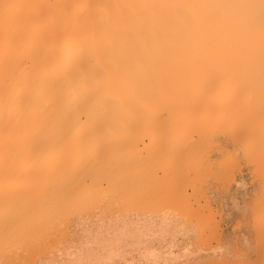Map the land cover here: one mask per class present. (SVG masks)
<instances>
[{
	"label": "bare ground",
	"instance_id": "obj_1",
	"mask_svg": "<svg viewBox=\"0 0 264 264\" xmlns=\"http://www.w3.org/2000/svg\"><path fill=\"white\" fill-rule=\"evenodd\" d=\"M176 124L178 125V127ZM211 124L213 127L216 125V128L217 125H219V129L221 128V131L224 130L223 127L231 130H226L230 132L229 134H227V138L233 141V143L234 141H243V143H245L248 141L247 139H249V142L247 143L249 146L250 141H252L254 138H257L258 142L255 139L256 141L253 140V143L251 144L252 146H256H250L247 147V149L250 153V157L251 155H253L252 152L255 153L256 151L258 153L257 155L255 154V157H259L258 154L261 153L262 149L259 152L258 147L264 143V0H0V180L3 179V181H1L2 186H0V200H5V203L3 201L1 205H7L9 203V200H7L6 197L10 199L12 196L13 198V194L10 192L11 188L6 189L10 185L7 181L9 179L14 178L15 181L16 179L21 181L20 177H25V181H18L19 183L24 182V184L22 183L21 185L18 183V186L20 185L19 187L17 186L16 181L15 187L18 188L12 186V184L14 185L13 179L12 181L9 180V182H13L10 186L13 187L14 192L17 191L15 192L17 197L13 198L14 200L11 198L12 200L10 201V203L14 201V206L16 207V210H18V203L21 202V199L19 198L28 196L25 191H22L25 190V184H28L26 185V188L29 187L31 189L30 191L32 192H30L29 190L28 191L29 193H32L31 195H33L34 191L37 193L40 187H42L41 181L40 187L35 184L34 187H30L32 183H34L33 180H35L36 183L38 176V179H40L43 175V177H48L49 175L51 177V173L53 172H56L55 175L60 173L62 175V171L65 173V171L74 170L73 172L70 171L72 173L69 172V174H72L70 175L72 176V181L75 173H79L80 175V172H77V170L81 171L82 175V170L84 169L85 171L83 174L85 178H89L87 176L88 174H90L91 178H95L94 176L96 175V173H99L101 170H103L101 169V160H103L104 155V158H106L107 154L109 155L110 153V156H112V158L110 157L108 159H112V161L110 160L109 162L107 160L106 162L108 164H106L105 162V164L103 163L104 169H107H105L106 172L105 170H103L104 174L102 173L103 171H101L99 173V175L102 173L101 176L98 177V174L96 175V178L99 179V182L97 179H95L94 181V179L91 178L90 181H87L89 182L88 185L90 184V186H86L87 191H89L91 188L94 189L95 187H97L98 191L95 190V188L94 191L91 189L92 191L90 190L88 193L84 188L85 194L88 195L90 193H93V196L94 194L98 196V194L103 191L102 189H104V191L108 190V192H113V195L109 196V200L114 199V202L118 201V203H121V201L123 200L122 203L124 205H121L122 203L120 204L121 206H123V208L126 206L130 208L132 206V203L134 204L136 201L138 205L139 197V201L141 199L142 204L144 203L145 205L149 206V208L151 209H148L149 211H153V213H147L149 211L142 213H133L130 210L119 209L112 214L100 212L94 217H79L75 220L74 226H72L74 227V231L71 230L73 231L72 236L69 239L66 238V240L59 242V244L57 243L58 245L56 244L51 252H49L45 256L39 257L35 264H176L180 262H185L186 264V262L189 263L194 259L197 260V258L204 260L202 264H212V262L214 261L209 260V258H214L215 260V257H217V259H220L219 262H222L220 264H228L225 263V259L230 254L231 247L228 240L221 241V244L214 247L212 246V248H208L206 246H203V244H200L203 243L206 238H208L210 242L211 237L212 240L216 237L215 235L212 236L214 230L209 229L211 228L212 224H209L210 227L208 224L205 225L207 220L210 221L211 218L215 219L213 218L215 212L213 213L207 206L206 211L208 212H205V214L207 216L210 215V217L202 215L204 213L201 212L205 207H202V211L200 207H197L198 210L200 209V213L197 209V211H195L194 209V207H196L198 203L195 204L194 207H192L195 212H193V210L192 212L188 210L192 213V215H190L191 213L189 212V215L193 216V219L194 217L196 218V222L197 220H199V218H202V222L203 220H206L203 222L205 224L200 221L202 224H200L201 227L199 226V230V227H196V225L193 223L194 221H189V217L185 220V217L179 214L180 212L177 213V211L174 210L176 207L178 209V206L174 207V209H171L170 211L165 209L168 208V199L170 198V196H172L175 190L177 191L178 189L179 192L177 191V193H174L176 194V196L171 198L172 201H174L175 199L173 200V198L176 197L177 199H179V195H182L181 192L186 193V190H181L189 186L190 182L187 181L190 178L188 179V177L192 176H188L189 174L187 171L190 170L189 167L192 168L191 173H193V169L197 166L198 168H195V173L197 170L200 171V169L202 168V166L200 167L201 164H198L199 162L196 164L193 158H199L201 154L197 153L205 152V148L208 149L207 146L209 142L206 144L207 139H204L206 137L204 136V133H206V127ZM169 125H171V128H168ZM182 125L184 126V128H182ZM200 125H207L206 127H204L205 129L203 130V132H201L202 127H200ZM196 126H198V128L200 127L199 130ZM179 127H181L182 130H185L182 131ZM191 127L193 129H190ZM188 128L192 131L194 130L193 133L198 135L195 136L193 134L195 140L193 139L192 131H190ZM196 130L198 134L196 133ZM153 131H156V133H154ZM177 131L178 134L180 133V136L176 134ZM152 132L154 133V135H152ZM165 132L166 134H164ZM167 133L169 134V136ZM208 133H206V135ZM150 134L153 137H148L150 138V140L146 138L147 140L143 142L144 137H147ZM185 134L188 135L187 138L183 136ZM189 134L191 135L189 136ZM202 134L204 135L202 136ZM209 134H211V131ZM171 136L172 138H174L173 142H171ZM182 136L183 138H186L184 139V142L189 138L191 143L188 144V146L190 145V147L188 148H191L193 145L192 150H198L196 152V156L191 159L188 158L189 161H192L194 163H190L191 166L189 165V161H186V158H184V156L186 155L179 156L178 162L180 163V165L179 163L177 164L176 161H173L176 159V157H174L175 155H173L171 152L175 151L177 148H180L182 146V143L184 145L182 146L183 149L181 148L179 149V151L177 150L178 154L182 150V152H185L187 150V148L184 150L185 143L181 141ZM155 137H158L159 139ZM165 137L167 138L168 143L171 142V145L173 146L172 150L168 148V143L166 142ZM242 137L245 138L243 139ZM191 138L193 141L191 140ZM241 138L243 140H241ZM161 139L162 141L158 142ZM199 140L201 142V145L199 144ZM260 140L263 142L261 143ZM151 141L152 143L156 144L152 145L150 143ZM178 141L181 146H179ZM142 142L143 144H141V147L139 146L138 149L134 150L133 145ZM193 142L195 144H193ZM145 143L147 144L145 145ZM217 143L218 142H216L215 144ZM61 144L63 146L67 144L71 147L67 145L64 147H60ZM162 144L165 146H163ZM204 144H206L207 146H205ZM153 146H155L156 149L152 150V148H155ZM194 146L196 147L194 148ZM198 146L199 148L201 146L204 151L199 149ZM263 146L264 144L262 145V147ZM46 147H48L52 151ZM73 147L75 148L73 149ZM82 147L84 149H82ZM131 147L133 148V150ZM42 148H46L50 152H45L46 149L43 150ZM54 148L56 150L58 149L57 151H59L60 155L56 153L57 156L55 157L54 155L53 157L52 155L49 156L48 153H52L53 150L54 153L56 152ZM86 148L87 151L85 150ZM145 148L150 149L152 153L154 151V154H150V150L145 151ZM40 149L42 153L46 155L42 154ZM70 149H72V151ZM79 149L86 151L84 154H80L82 156L84 155L85 158L89 157L91 160V164L93 162L92 158H94L93 160L96 162V164L98 163L97 159L99 158L100 162L97 165L94 162L93 164L95 165L93 166L92 164V166H90V163L87 164V162H89V158L86 159L88 160L86 162L84 160L85 158H83L79 154ZM139 149L140 151L143 149L144 152H146L145 155L147 154V157H143L144 153L140 154ZM68 150H70L73 155ZM131 150L133 151L132 153ZM224 150L225 155L228 154L227 150ZM167 151H170V156L167 155L169 154ZM77 152L78 157L80 155L83 158L81 162L84 161L85 164H87L86 166L84 164L85 168L82 166L83 164H81V166L79 164L77 165L76 162H80L79 160L77 161L78 158H76L75 155V153ZM88 152L90 153L89 156ZM129 152L131 155L135 156V159L137 158L138 162L133 158V156H131L130 154V156L128 155ZM69 153L71 154V156ZM86 153L87 156H85ZM94 153L98 157L95 156ZM61 154H66L67 159L69 157L70 159H68V161H65L67 160L65 158L66 156H61ZM92 155L94 157H92ZM113 155L115 158L113 157ZM126 155L130 157H127L128 159H132L128 161V165H125V161L127 160V158H125ZM152 155L153 157L155 155V157H157V160H159V162L157 161V164L159 166L155 164L156 159L155 157L153 158ZM160 155L169 156L165 157L166 160L170 159L171 161L172 158V161H169L171 164L169 163V165H167L168 163H165V161L163 160L164 156L160 157ZM46 156H49V158H54V160H51V158L49 159L50 162H54H47L49 160ZM99 156H101L102 159ZM148 156L152 158L149 160V163H151L153 166L148 163ZM172 156L174 157V159ZM255 157L254 161L251 162H255L257 160L259 162L258 164V162L256 161L258 166L264 164L263 162L260 165L262 159L259 158L263 157L262 154L259 158L257 157V159ZM45 158H47L46 161L44 160ZM123 158H125L126 160ZM144 158L145 161L147 158V162L143 161ZM38 159L41 160L38 161ZM72 159L73 161H76L75 164H73L74 162L72 161ZM138 159H141V161H139ZM160 159H162L164 162ZM229 159L223 161V164L225 166L223 164L221 165V162H217L219 163V165H217L219 166L220 170H224V167L226 170H228V168L226 167L232 165L230 163H226L227 161L230 162ZM69 160H71V163L69 162ZM113 160L114 164H112ZM115 160L118 161L115 162ZM220 160L222 161L223 158L221 157L219 161ZM57 161H59V163ZM119 161L122 163L121 165L120 163L116 164ZM151 161H153L154 163ZM132 162L134 164H132ZM142 162H144V164ZM233 162L235 164L236 161L234 160ZM65 163H70V167H68V165ZM110 163L112 164V167L111 165H109ZM131 164L132 167H130ZM136 164H139V166L142 167H138L140 169L135 168L134 165ZM182 164H184L185 166H182ZM192 164L195 166L192 167ZM257 164H255L256 170L259 169ZM98 165L100 166L98 167ZM106 165L108 167L110 166L109 169ZM147 165H150L152 167H150L149 169ZM166 165L168 167H164ZM177 165L181 167V170L179 169L180 167L178 168L179 171L178 169H176ZM128 166L132 169L135 168L134 170H131L139 173L137 175L138 180L135 178L137 181L142 179L145 180V178L142 177L145 176V174L150 175H146V178L148 179H146V182L150 180L153 181L155 176L158 177V179H156L157 177H155V180L158 182L156 183L155 180L154 182L150 181V183L148 182L149 186L142 180L144 183H146L147 191L149 193L146 191L143 182V184L141 182L138 183L137 181H135V179L132 178L131 182L133 184L129 181L130 169L127 168ZM160 166L161 168L164 167L166 170L163 171L164 169H160ZM186 166V169H189L187 171L185 170ZM94 167L95 170L97 169V171L99 172H95ZM125 167L128 169L129 175L128 177H126L127 173L123 171L125 173V177L122 176V178L121 175L124 174L122 173V170L126 169ZM182 167L186 171V174L183 172L184 170H182ZM111 169H117L118 171L119 169L122 170L119 173L116 170L114 171V173L112 172L113 170L111 171ZM143 169L146 171H144ZM159 169L162 171V173L159 174L161 175V177L155 174ZM90 170L91 173L95 172V175L91 176L92 174L89 173ZM139 171L142 173L141 175ZM147 171L150 172L147 173ZM152 171H154L155 173L153 172L154 174H152ZM180 171L181 175L179 176L181 180L178 178L179 176L175 177L177 180H173L174 176L178 175ZM164 172L166 175L164 174ZM167 172L170 174L168 175ZM215 172H217L218 176L219 174L220 176L229 174L227 173L228 171L225 172V170L222 171V173L225 172L227 174H222L217 170L214 171V173ZM110 173H122L120 176L117 175L118 179H121L120 181L122 182L117 180L116 175H111ZM131 173V177L133 174V177L136 176L135 172ZM195 173L193 175H196V177H203V173L197 172L199 175ZM7 174H10V176ZM106 174L109 177L113 176L110 177V179H113L114 181L109 180V177ZM171 174L172 176L174 174L175 175L171 177ZM182 174H185V179L187 177L186 181L183 180L184 178ZM258 174H260L257 175L259 177L263 176L261 171ZM15 175L18 176H16L15 178ZM64 175L67 176V172ZM77 175L78 174H76V176ZM104 176L106 178H104ZM165 176H168L169 179L171 178L172 181H169V179L166 177L168 179V183L170 182V185L173 183V181L175 182V180L178 182H175L174 184L180 182L182 187L186 185L185 182L188 184L183 188L179 186L180 184L177 185L178 187L176 188H174L175 185L172 184L173 187L172 185L171 187L173 189H171L170 185H168L167 188L165 187L167 185V179L165 178ZM27 177L28 180L32 179V181H28ZM100 177L102 178V180H108L104 181L105 185V182H107L106 186H101L100 181L102 180ZM151 177L153 179H151ZM159 177L161 179H159ZM51 178L54 179L53 177ZM78 178L80 179L81 176L77 177V179ZM124 178L129 180H123ZM84 179H81V181H77L80 183L82 182V180L84 181ZM44 180L46 181V179ZM48 180L49 178L46 181L47 183ZM69 180L70 179H68L67 181L69 182ZM91 180L93 181L91 182ZM115 180L119 183L117 184ZM133 180L137 184H142L141 186L144 187L140 188L143 189H137L139 185L137 186L135 183V185L137 186L136 188ZM160 180L163 181L159 183ZM71 181L70 184L72 183ZM77 181L76 183L73 182L71 184V187L73 184L76 185ZM109 181H111V184H109ZM192 181L190 185H193ZM233 181L231 190L226 193L225 196L219 199V204L224 205L228 208V211L224 214L227 219H231L234 214L240 216V220H237L238 225L236 226V229H239L241 225L244 226L243 232L238 239L239 244L241 246H244L249 242V236L245 229H249L250 223L247 221H243V218L246 217L247 205L244 203L242 205L240 204L239 193L242 198L243 196H245L247 182L242 178ZM4 182L7 183L4 184ZM29 182L31 183V185ZM52 182L55 183L54 180ZM68 182H65V184H68V187L65 189L66 194L67 191L72 189H70V184ZM163 182L165 184H162ZM84 183L83 184L86 185V182ZM97 183H99L100 185ZM124 183L126 185H129L130 183V186L127 185V187ZM151 183H154V185ZM155 183L158 184V187L160 188H158ZM150 184L152 186H150ZM160 184H162L163 186L165 185V189L161 188L163 186H160ZM22 185L23 187L21 188ZM56 185H48V187L53 188L56 187ZM60 185V187L59 185L57 187H62L64 190L65 185ZM92 185L96 186L93 187ZM113 185L115 186V188L113 187ZM123 185L126 187H124L125 190H123ZM131 185H134L132 186L133 188H135L134 190L131 188ZM110 186L113 188H111ZM76 187H79L78 184ZM98 187L99 189H101V191L98 189ZM32 188H35V190H32ZM59 188L58 190H61ZM80 189L79 194L81 191H83ZM109 189H112V191H110ZM130 189L132 190V192L130 191ZM136 189L137 191H135ZM160 189H164V192H170V194L166 192L167 195L170 196H165L168 197V201L165 204H161L162 206L160 205V203H162L163 201L160 202L162 198L160 196L165 193ZM189 189H191V186L189 187ZM150 190H152L156 194V196H154L156 198H153V196L150 195L153 194V192ZM5 191H7V193ZM156 191L158 194L156 193ZM160 191L161 193H159ZM8 192L12 195L8 194ZM21 192H23L22 194L24 195H22ZM108 192L105 191V193ZM253 192L256 193L255 189H253ZM72 193L73 192H69L68 195H72ZM101 193L103 197L106 196L104 192ZM130 193H133L131 194V196L129 195L130 197L136 194L138 196H136L137 199H133L135 196L132 198L133 200L130 199V197L128 196V194ZM212 193L214 194V192ZM20 194L21 196H19ZM43 194L41 195L43 196ZM55 194L57 193L54 192V196ZM85 194L82 195L81 200L84 199L83 197L85 196ZM147 194L151 197H148ZM190 194L193 197L194 193ZM48 195L49 193H47V196ZM58 195L56 196L57 199ZM64 195L65 194H63V196ZM157 195L160 196L158 197ZM185 195L183 194L184 197H188L187 194ZM88 196H90L88 198H91L92 194ZM96 196L93 197V200L89 199L91 200V204L93 203V205H95V202L92 201H94ZM124 197L128 199L126 204L124 201L126 199ZM144 197H147V199H145ZM184 197L181 196L182 199L186 200V198ZM261 197L263 196L261 195ZM17 198L19 202L16 200ZM40 198L41 200H46V198L48 199V197H39V200ZM49 198L50 199L47 200V202L51 200V197ZM64 198H67V195ZM143 198L147 202L149 201V203L147 204L146 201L145 203ZM195 198L197 199V196ZM23 199L24 198H22V201ZM78 199L79 197L75 200L77 201ZM180 199L178 200V202L180 201ZM6 200L8 201V203L6 202ZM15 200L18 202L17 205H15ZM89 200H87L86 203L90 202ZM107 200L108 198L106 199V201ZM26 201L27 203L29 202V200ZM53 201H51L52 207L53 204H57V202L53 203ZM188 201L189 200L183 201L184 203L180 201V203L183 204L182 207H184L185 202ZM259 201L261 202L262 200L259 199ZM150 202L151 205H155L156 207H164L165 205L166 207L163 208V210L165 209L166 211L164 210L163 212H161L162 210L160 209V213L154 212V206L151 207ZM155 202H158L157 204L159 205H157ZM24 203H22L21 205H23ZM42 203L45 202H43L42 200L40 205ZM75 203L73 202V209ZM174 203L177 204V202ZM28 204L30 206V203ZM103 204L104 206H107L105 205L106 203ZM1 205V208H5L4 205ZM137 205H135L137 208L140 207L139 205ZM145 205H141V207ZM263 205L259 206V209ZM46 206L47 205H45V207ZM84 206L85 205H83L82 207ZM7 207H9V205H7ZM22 207L24 208V206ZM82 207H80V209ZM23 208L21 209V211L19 208L18 212L24 211ZM32 208L33 205L32 207L28 208V210H32ZM50 208L51 207L49 206V208L47 209ZM54 208H56V206ZM185 208L188 209L187 207ZM34 209L37 210V207H34ZM59 209L55 210L57 211ZM259 209H257L258 211L256 210L257 213L254 212L253 217L256 216L255 214H258V212H260ZM30 210H25L24 213L27 211V214L23 213L24 217L20 216V218H27L29 214H31L32 217H36V215L39 214L38 212V214H35L36 212L34 211L36 210H32V215ZM209 211L212 214H209ZM261 211L262 213L264 212V210ZM18 212L16 211L17 216H15V218L18 217ZM66 212L68 211H65V213ZM0 213L3 214V212ZM262 213H259L260 216H257L258 220H261L260 218ZM20 214L22 215V213ZM46 214L47 213L42 212L40 215L46 217ZM56 214H58V211ZM193 214L196 215L194 216ZM218 214L219 213H217V215ZM211 215L213 216L211 217ZM3 217L0 218V222L4 227H1L4 229H8V227H5L6 224L3 223L5 222L2 220ZM40 217L42 216H39L38 218ZM197 217L199 218L197 219ZM46 219H48L49 221L51 220L50 222H52L51 218L49 219V217H46ZM56 219L58 220V218ZM255 219L256 218H254V220ZM24 220L26 221V219H23V221ZM34 220H32V222L31 220H29V223L31 222V224H33ZM39 220L37 219L36 221ZM59 220L63 221L64 219L62 220L60 218ZM215 220H212V222H214ZM15 221L16 220L14 219L12 222L16 225L17 222L15 223ZM40 222L41 221H39V223ZM256 222L255 224H253V226L257 229ZM261 222L262 221H260V223ZM8 223L10 229L5 230H7L8 232L11 230L12 233L16 231L17 233L15 232V235H18L20 232V234L22 235L19 234L18 236L20 237L16 236L18 237V239H23V237H25V234L29 235L30 232V236L25 237L23 240H20L22 244L23 241L25 242L26 238L31 237V231H33V228H35L34 226L32 227L31 224H28V226H26L25 223L20 222L21 224L18 223L19 225L27 227L25 230L27 232L24 231L25 228L19 226H17V228H19L17 231V229H11L12 227L15 228V225H13V223H11L13 226L9 221ZM37 223L35 225H37ZM62 223H64V221ZM44 224H46V228L45 225H40L38 229H41L39 230L35 228V235H33L34 233L32 232L33 237H35L36 235L40 237V233L42 232L46 233V236L44 235V233L43 236L47 237L48 232H46L45 230L47 229V223L44 222ZM43 227L45 229H43ZM20 228L23 229V233L21 232ZM4 229H0L2 230L0 231V235L2 234V238L8 241L9 236H12V238L15 237L14 234L8 235V233H6V235H8L7 238H5L6 236L3 237V233L5 234ZM52 229L54 230L55 228ZM203 229H207V232L210 230V233L212 232V234H210L209 232V234H204L202 232ZM57 230L58 229H56L55 232ZM259 231L261 230H257V240L263 246L264 243L262 242H264V239L261 236L263 231L258 233ZM198 232H202L204 236L201 235L200 237V233ZM50 235L51 234H49V236ZM52 235H54V233ZM210 235L211 237H209ZM43 236H41V239L47 240L46 238L43 239ZM192 237L193 239H195L191 240L193 242L190 241ZM203 237H205V239ZM200 238H203L204 240L202 239L203 241L200 242ZM33 239L36 240L35 238ZM217 239L218 237L216 238V240ZM12 240L11 242L13 243ZM216 240L213 241H215L216 243ZM29 241L26 240L25 243L30 244L33 242ZM52 241L53 238L49 241V243H52ZM4 242H2V244H4ZM11 242L10 244H12ZM54 242H56V239ZM260 243L258 244L261 246ZM24 244L23 248L26 247V244ZM28 244L27 247H29ZM38 244L35 247H37ZM44 245L38 246L39 253L43 251L40 248ZM15 246H17V244ZM17 247L18 249L21 248L19 246ZM15 249L18 253L19 250L17 248ZM262 249L264 251V248ZM24 250L25 251L22 250V252L26 253L27 248ZM28 250H30V253H28V255L24 253L27 259L24 258L25 256L23 257L27 261V264L31 262L29 260L34 259V257L30 256H35L37 254V251L36 249L34 251V248L33 251L30 248ZM235 251L236 253H241V251H237L236 248L234 252ZM13 252L14 250L12 249V252L10 253L11 257ZM22 252L18 254L19 256L16 254V260L14 258L13 259L15 261L19 260V258L22 257L21 255H23L21 254ZM0 254V256H2L3 254H5V252ZM5 255H7V253ZM14 255L15 254H13V256ZM9 256L10 255H7L6 258H4L5 256H2V260H9L10 263ZM7 257L9 259H7ZM23 258L22 262L24 261ZM11 263L13 264V261ZM17 263L18 261L16 262V264ZM26 263L24 261V263L21 264ZM247 264L251 263L248 262Z\"/></svg>",
	"mask_w": 264,
	"mask_h": 264
},
{
	"label": "rangeland",
	"instance_id": "obj_2",
	"mask_svg": "<svg viewBox=\"0 0 264 264\" xmlns=\"http://www.w3.org/2000/svg\"><path fill=\"white\" fill-rule=\"evenodd\" d=\"M171 124H172V123H171ZM174 124H175V123H174ZM176 125H177V124H176ZM179 125H180V124H179ZM185 125H186V124H185ZM187 125H188V124H187ZM182 126H183V125H182ZM188 126H189V125H188ZM206 126H207V125H205V126H204V125H203V126L200 125V127H202L201 132H203V130L205 129L204 127H206ZM177 127H178V125H177ZM192 127H195V126H192ZM192 127H191L190 129H193ZM196 127L198 128V126H196ZM200 127H199V128H200ZM209 127H210L211 129H210ZM214 127H215V128H214ZM214 127L212 126V124L206 127V130H205L206 133H208V132L210 133V131H211V134H209V133H208L209 135L207 134L208 136L206 135V133H204L205 135L202 134V136L204 135V136L207 137V138H206V137L204 138V139H207L206 144H207L208 142H209V144H208V146H207L206 144H204L205 146L208 147V149L205 148V149H206L205 152H198V153H197V154H199V153L201 154V156H199V158H198V157L193 158L194 156H196V152H197L198 150H192V148H193V145H192V144H191L192 147H191V148H188V147H190V145L188 146V144L191 143L190 140H189V138H188L189 141L187 140V141L184 142V139H186L187 136H188V135H186V134L183 135V136L186 137V138H183V136H182L181 141H183V142L185 143L184 150H185L186 148H187V150H186L185 152H182L183 150H182V151L180 150L181 152H179V154H178L179 149H181V148L183 149L182 146H184L182 142H181V143H182V146L180 145V143H179L180 140L178 139V140H179V141H178L179 146H181V147H180V148H177V149L175 148L176 150L171 152L173 155H175L174 157H176V159L173 160V161H174V162L176 161L177 164L179 163V162H178V160H179V156H184V155H186V156H184V158H186V161L188 160V158H190V159L193 158V159L195 160L196 164L199 162L198 164H201L200 167L202 166V168H201L202 171H201V169H200V171L197 170L196 173H195V172H194V171H195V168H198V166L196 165L197 167H195V168L193 169V173H191V172H192V168L189 167V165H190V163H193V162L188 160V161H189V165H188V167L190 168L191 171H190L189 169H186L187 166L185 167V170H186V171L189 170V171H187L188 174H189L188 176L192 175V176L188 177V179H189V178H190V179H189L187 182H190V183H191V181L193 180V181H192V182H193V185H190V183H189V186H187L188 183L185 182L186 185L183 186V187H186V186H187V187L184 188V189H182L181 191L186 190V191H185L186 193H183V192L180 191V192L182 193V195H179L180 193H179L178 195H179L180 198H181V196L184 197L183 194H184V195L187 194L188 197H184V198H186V200H184V199H182V198H181L182 200H181L180 198H179V199H180V201H181L182 203H184L183 201H187V200H189V201H188V202H185L184 207H182L183 204L180 203V201L178 202L179 199H177V197H176V198H173V200H174V199H175V200L172 201L171 198L176 196V194H174V193H175V192L177 193L178 189H177V191L175 190L174 193L172 192V191H174V190L171 191V192L173 193L172 196L167 195L168 192H167V191H166L167 193L164 192V189H165L164 186H165V185L163 186L162 184H165V183L163 182L162 184H160V186H163V187H161V188H164V189H160V190H162L165 194H162L161 196L159 195L160 197H162L160 202L163 201L162 203H160V205H161V204H165V203L169 200L168 203H167V207H168V208H165V207H166L165 205H164V207L157 206V207H158V210H157V207H156L155 205H151V202H150V206H151V207L154 206V207H153V209H155L154 212H158V213H160V211H159L160 209L162 210L161 212H163L165 209L170 211L171 209L173 210L174 207L178 206V209H177V207H176L174 210L177 211V213L180 212L179 214H180L181 216L185 217V218H184L185 220L189 217V221H191V222L194 221L193 223L196 225V227H199L200 224H202V223H203L204 221H206V220H203V222H202V221H201L202 218L197 217V219L199 218V220H197V222H196V220H195L196 218L194 217V219H193V216H190V215H192V213H191L192 210H193L192 207H194V205L198 203V204H197L198 206L196 205V207H194L195 211H197L199 207L201 208V211H202V209H203L202 207H205V208L203 209L202 212L200 211V209H199L198 211H199V213H200V212H201V213H204V214H202V215H206L205 212H208V211H206V210H207L206 207L208 206L209 209H210L213 213L215 212V213H214L215 215H214L213 218H215L216 220H215V219H212V218H211V219L209 218L210 221L207 220V221H206V224H205V223H203V224H205V225H207V224H208V225H209V224H212L211 228H209L210 225H209L208 228L211 229V230H214V231H213V234H212V232L210 233V230H209L208 232H209L210 234H212V236H213V235L216 236L215 239H213V240H216L217 237H218V239L216 240V243H215V241L212 240V237H211V235H210V236H209V237H211V238H210V239H211L210 242H209V239H208V238H206V240H204L205 237H203L204 239L202 238L204 241L200 238V239H201L200 242L203 241V243H200L199 241H198V242H199L201 245L203 244V246H206V247H208V248H212V246L214 247V246H217V245L221 244V243H222L221 241H227V240H228L229 243H230V245H231V247H230V254H229V256L225 259V261H226L225 263H228V264H247V263L249 262V263H251V264H257V263L259 262L260 264H264V251H263V249H262V248H264V247H263L264 245L262 246V244H261L260 242H258V240H257V239H258L257 230H261V231H259L258 233H260V232H262V231L264 232V229H263V225H264V218H263L264 216H263V215H264V212L262 213V211H261V210H264V209H263V207H264V205H263V204H264V173H263V171H264V170H263V169H264V167H263L264 164L261 165V164L264 162V146L262 147V145H263L264 143L261 144V145L259 144L261 147H260V146L258 147L259 152H260V150L262 149V150H261V153H259L258 155H259V157H260L261 154H262L263 157L259 158V157L257 156L259 159H262V162H260V165L262 166V167H261V166H258L259 162H258L257 160H256V161L258 162V164H257L256 161H255V162H251V161H254L255 154L257 155L258 152H257V151L255 152V149H254V152H255V153L252 152V154L254 155V157H253V155H251V157H250V153L248 152V149H247V147L252 146V145H251V144L253 143L252 141L255 140V139L257 140V138H254L252 141H250V145H249V146H248V144H247V143L249 142V139H247L248 141L245 142V143H243V141H240V142H239V141H234V143H233V141H231V140H229V139L227 138V134H229V133H230L229 131H231V130H229L228 128H224V127H223L224 130L221 131V128L219 129V125H217V128H216V125H215ZM220 127H222V126H220ZM168 128H171V125H169ZM173 128H174V127H173ZM179 128H181V127H179ZM182 128H184V126H183ZM182 128H181V130H182ZM197 128H196V129H197ZM199 128H198V130H199ZM207 128H208V129H207ZM163 129H164V128H163ZM188 129H189V128H188ZM190 129H189V130H190ZM227 129H228L229 131H226ZM156 130H157V129H156ZM172 130H173V129H172ZM175 130H176V129H175ZM184 130H185V129H184ZM184 130H182V131H184ZM189 130H188V132H189ZM207 130H208V132H207ZM158 131H159V130H158ZM160 131H161V130H160ZM164 131H165V130H164ZM169 131H171V130H169ZM190 131H192V130H190ZM193 131H194V130H193ZM193 131H192V136H193V139L195 140L194 135H195V136H198V135H196L195 133H193ZM212 131H213V133H212ZM217 131L220 132V133H218ZM153 132H154V131H153ZM153 132H152V133H153ZM162 132H163V131H162ZM185 132H186V131H185ZM152 133H151V134H152ZM154 133H156V131H155ZM154 133H153L152 135H154ZM158 133H159V132H158ZM181 133H182V132H181ZM183 133H184V132H183ZM196 133H197V130H196ZM151 134H150V135H151ZM164 134H166V132H165ZM167 134H168V133H167ZM176 134H178V131L176 132ZM193 134H194V135H193ZM197 134H198V133H197ZM150 135H148V136L145 135V136H147V137H144V139H143L144 141H143V142H145V141L147 140L146 138H148V137H153L152 135H151V136H150ZM157 135H158V134H157ZM157 135H155V136H157ZM174 135H175V133H174ZM178 135L180 136V133H179ZM190 135H191V134H189V136H190ZM159 136H160V135H159ZM168 136H169V134H168ZM200 136H201V135H200ZM202 136H201V137H202ZM247 137H249V136H247ZM155 138H158V137H155ZM163 138H164V137H163ZM165 138H166V137H165ZM180 138H181V137H180ZM242 138H243V137H242ZM242 138H241V140H243L245 137H244L243 139H242ZM148 139L150 140V138H148ZM152 139H153V138H152ZM152 139H151V140H152ZM158 139H159V138H158ZM171 139H172L171 142H173L174 138H172V136H171ZM175 139H176V138H175ZM198 139H199V138H198ZM201 139H202V138H201ZM250 139H252V138H250ZM260 139H262V138H260ZM176 140H177V139H176ZM191 140H192V138H191ZM256 140H255V141H256ZM153 141H154V140H153ZM161 141H162V139H161L160 141H158V142H161ZM167 141H168V140H167V138H166V142H167ZM192 141H193V140H192ZM201 141H203V140H201ZM210 141H211V142H210ZM260 141H261V140H260ZM143 142H142V143H136L135 145L132 144L134 150L138 149L139 146L141 147V144H143ZM154 142H155V141H154ZM164 142H165V141H164ZM171 142H170V143L167 142V143H168V148L172 150L173 146L171 145ZM199 142H200V140H199ZM204 142H205V141H204ZM216 142H218V143L215 144ZM257 142H258V140H257ZM262 142H263V141H261V143H262ZM150 143H151L152 145H153V144H154V145L156 144V143H152V141H151ZM162 143H163V142H162ZM174 143H176V142H174ZM254 143H255V142H254ZM137 144H138V145H137ZM146 144H147V143H145V145H146ZM165 144H166V143H165ZM193 144H195V143L193 142ZM199 144L201 145V142H200ZM66 145H67V144H66ZM66 145H64V146H66ZM160 145H161V143H160ZM162 145H163V144H162ZM166 145H167V144H166ZM173 145H174V144H173ZM197 145H198V144H197ZM64 146H63L62 144L60 145V147H64ZM67 146H70V145H67ZM150 146H151V145H150ZM157 146H158V145H157ZM163 146H165V145H163ZM175 146H176V145H175ZM202 146H203V145H202ZM244 146H246V147H244ZM254 146H256V145H254ZM254 146H252V147H254ZM70 147H71V146H70ZM75 147H78V146H75ZM75 147H73V149H74ZM83 147H84V146H83ZM83 147H82V149H84ZM142 147H143V146H142ZM151 147H152V146H151ZM153 147H155V146H153ZM176 147H177V146H176ZM195 147H196V146H194V148H195ZM46 148H48V147H46ZM46 148H45V149H46ZM131 148H132V147H131ZM133 148H132V150H133ZM159 148H161V147H159ZM198 148H199V146H198ZM203 148H204V147H203ZM217 148H219V149H217ZM42 149H43V148H42ZM45 149H43V150H45ZM48 149H49V148H48ZM48 149H46L45 152L51 150V149H49V150H48ZM54 149H55V148H54ZM61 149H62V148H61ZM64 149H65V148H64ZM80 149H81V148H80ZM80 149H79V150H80ZM140 149H141V148H140ZM140 149H139L140 154H143V153H144L143 157H144V156L147 157V156H146L147 154L145 155L146 152H144L143 149L140 151ZM145 149H146L145 151L150 150V149H148V148H145ZM153 149H156V147H155V148H152V150H153ZM163 149H164V148H163ZM169 149H168V150H169ZM199 149L203 150V149L201 148V146H200ZM224 149L227 150V153H228V154H226L227 156L225 155V150H224ZM252 149H253V148H252ZM258 149H257V150H258ZM57 150H58V149H57ZM57 150L55 149V151H56L55 153H54V150H53V152H52L53 154H52V153H48L49 156H51V155H52V157H53V155H54V157L57 156L56 153L59 154V151H57ZM70 150L72 151V149H70ZM70 150H68V151H70ZM79 150H78L79 154H80V153L84 154V153L87 151V148L85 149L86 151H85V150H80V151H79ZM132 150H131V153L133 152ZM161 150H162V149H161ZM173 150H174V149H173ZM177 150H178V151H177ZM40 151H41V149H40ZM51 151H52V150H51ZM61 151H63V150H61ZM64 151H65V150H64ZM71 151H70V153L72 154ZM76 151H77V150H76ZM83 151H84V152H83ZM163 151H164V150H163ZM163 151H162V152H163ZM203 151H204V150H203ZM43 152H44V151H43ZM49 152H50V151H49ZM78 152L75 153V155H76V158H78L77 161L79 160V161L81 162V160H83V158H85V157H84V155L82 156V155L80 154V155L83 157V158H82V157L79 155V157L81 158V159H80V158L78 157ZM89 152H90V150H89ZM89 152H88V156H89V154H90ZM136 152H137V151H136ZM139 152H138V153H139ZM149 152H151V150H150ZM167 152H168V151H167ZM167 152H166V153H167ZM169 152H170V151H169ZM169 152H168V153H169ZM207 152H208V153H207ZM41 153H42V151H41ZM62 153H63V152H62ZM66 153H68V152H66ZM70 153H69V154H70ZM91 153H92V151H91ZM158 153H159V152H158ZM158 153H157V154H158ZM164 153H165V152H164ZM171 153H169V154H167V155L170 156ZM12 154H13V152H12ZM42 154H44V153H42ZM71 154H70V156H71ZM94 154H95V153H94ZM94 154H93V155H94ZM102 154H103V153H102ZM105 154H106V153H105ZM111 154H113V153H111ZM129 154H130V152L128 153V155H129ZM133 154H134V153H133ZM140 154H139V157H140ZM150 154H154V151H153V153L151 152ZM155 154H156V153H155ZM44 155H46V154H44ZM59 155H60V154H59ZM64 155L66 156V154H63V155L61 154V156H64ZM72 155H73V154H72ZM93 155H92V157H94ZM130 155H131V154H130ZM130 155H129V156H130ZM135 155H136V153H135ZM165 155H166V154H165ZM165 155H163V156H164V159H163V160L165 161V163H168L167 165H169V163L172 161V158H171V161H170V159H169V160H166L165 157H169V156H165ZM49 156H46V157H48V160H49L50 158H51V160H52V159L54 160V158H52V157L49 158ZM61 156H59V157H61ZM85 156H87V153L85 154ZM95 156H97V155L95 154ZM108 156H109V157H108ZM123 156H124V155H123ZM129 156L126 155L125 158H127V157L130 158ZM131 156H133V155H131ZM137 156H138V155H137ZM141 156H142V155H141ZM150 156H151V155H150ZM156 156H158V155H156ZM163 156L160 155V157H163ZM187 156H188V157H187ZM189 156H190V157H189ZM228 156H229V157H228ZM74 157H75V156H74ZM90 157H91V155H90ZM97 157H98V156H97ZM99 157H101V156H99ZM104 157H105V155H104ZM104 157H103V160H101V162H102V163H101V164H102V165H101V169H103V170L106 169V168L104 169L103 163L105 162L106 164H108V163L106 162L107 160H108L109 162H110V160L112 161V159H108V158H110V157L112 158V156H110V153H109V155L107 154L106 158H104ZM113 157H114V155H113ZM143 157H141V158H143ZM148 157H149V156H148ZM152 157H153V155H152ZM154 157H155V155H154ZM154 157H153V158H154ZM172 157H173V156H172ZM174 157H173V159H174ZM200 157H201V158H200ZM221 157L223 158V160H222V161H221V160L219 161V159H220ZM225 157H226V158H225ZM227 157H228V158H227ZM257 157H255V158L257 159ZM57 158H58V157H57ZM57 158H55V159H57ZM65 158L67 159V156H66ZM76 158H74V159H76ZM88 158H89V157H88ZM88 158H85L84 160H85L86 162L89 160V162H87V164L90 163V166H92V164L95 162V161L93 160L94 158H92V161H93L92 164H91V162H90V161H91L90 158H89V159H88ZM114 158H115V157H114ZM125 158H123V159H125ZM128 158H127V160L125 159V160H126V161H125L126 164L123 162L125 165H128V164H127L128 161H129V160H132V159H128ZM131 158H132V157H131ZM133 158L135 159V156H133ZM182 158H183V157H182ZM224 158H225V159H224ZM229 158H230V159H229ZM252 158H253V160H252ZM59 159H60V158H59ZM59 159H58V160H59ZM63 159H64V157H63ZM68 159H70V157H69ZM68 159L65 160V161H68ZM86 159H88V160H86ZM95 159H96V158H95ZM101 159H102V157H101ZM105 159H106V160H105ZM134 159H133V161H134ZM150 159H152V158L149 157V159H148V163H149V160H150ZM155 159H156V163H155V164H157V163L159 162V160H157V157H155ZM180 159H181V158H180ZM227 159H229L230 162H229V161H227V162L225 161V162H226V163H230V164H232V165H229V166H227V164H226V166H227L226 168H228V170L225 169V167H224L225 165L223 164V161H224V160H227ZM259 159H258V160H259ZM39 160H41V159H38V161H39ZM44 160L46 161L47 158H45ZM60 160H61V159H60ZM60 160H59V161H60ZM97 160H98V161H97ZM97 160H96V161L99 163V162H100V158L97 159ZM104 160H105V161H104ZM120 160H121V159H120ZM135 160L137 161V158H136ZM138 160H139V159H138ZM142 160H143V159H142ZM160 160L163 161L162 159H160ZM194 160H193V161H194ZM199 160H200V161H199ZM234 160L236 161L235 164H234V162H233ZM36 161H37V160H36ZM59 161H57V162L59 163ZM65 161H64V162H65ZM72 161H73V159H72ZM117 161H118V160H117ZM117 161L115 160V162H117ZM121 161H122V160H121ZM139 161H141V159H140ZM143 161H145V158H144ZM153 161H154V160H153ZM153 161H151V162H153ZM157 161H158V162H157ZM161 161H160V162H161ZM164 161H163V162H164ZM167 161H168V162H167ZM169 161H170V162H169ZM186 161H185V162H186ZM47 162L52 163V162H54V161H51V162H50V160H49V161H47ZM55 162H56V161H55ZM61 162H62V161H61ZM61 162H60V164H61ZM69 162L71 163V160H69ZM73 162H74L73 164H75L76 161L74 160ZM80 162H79V163L76 162L77 165L79 164V165L81 166V164H83L82 166L84 167L85 162H84V161H82V162H84V163H82V162L80 163ZM130 162H131V161H130ZM137 162H138V161H137ZM137 162H135V163H137ZM145 162H147V158H146V161H145ZM163 162H162V163H163ZM181 162H182V161H181ZM183 162H184V161H183ZM217 162H221L220 164H221V165H222V164L224 165V166H223V167H224L223 169L225 170V172L228 171L227 173H229V174L223 172V173H225V174H227V175H225V176H224V175H221V176H220V174H219V176L221 177V178H220V177L218 176L217 172L214 173V171H216V170H217V171H220L221 173H222V171H224V170H220V169H219V166H218L219 163H217ZM70 163H69V164H70ZM98 163H97V164H98ZM105 163H104V164H105ZM111 163H112V162H111ZM111 163H110L109 165H111V167H112V164H114V160H113V163H112V164H111ZM119 163H120V165L122 164L120 161H119L118 163H116V164H119ZM142 163L144 164V162H142ZM142 163H141V164H142ZM153 163H154V162H153ZM65 164H67V163H65ZM69 164H67L68 167H70ZM87 164H85V166H86ZM95 164H96V162H95ZM95 164H93V166H94ZM97 164H96V165H97ZM132 164H134V163L132 162ZM132 164H131L130 167H132ZM146 164H147V163H146ZM146 164H145V165H146ZM149 164L152 165L151 163H149ZM155 164H154V166H155ZM163 164H164V163H163ZM170 164H171V163H170ZM173 164H174V163H173ZM175 164H176V163H175ZM185 164H187V163H185ZM193 164H194V163H193ZM193 164H192V167L195 166V165H193ZM217 164H218V165H217ZM238 164H240V165H238ZM255 164H257V166H258L259 169H257V170L255 169V166H256ZM120 165H119V166H120ZM125 165H124V166H125ZM136 165H137V166H136ZM136 165H134L135 168H138V167L141 168V167H142V166H139V164H136ZM150 165H149V166L147 165V166L149 167V169H150V167L153 166V165H152V166H150ZM161 165H162V164H161ZM167 165L164 166V167H168ZM179 165H180V163H179ZM179 165H177V168H176V169H178V168L180 167ZM207 165H208V166H207ZM233 165H234V166H233ZM71 166H72V164H71ZM90 166H89V167H90ZM99 166H100V165H98V167H99ZM106 166H107V165H106ZM114 166H116V165H114ZM134 166H133V167H134ZM157 166H159V165L157 164ZM170 166H171V165H170ZM182 166H185V165L182 164ZM190 166H191V165H190ZM231 166H232V167H231ZM102 167H103V168H102ZM107 167H108V166H107ZM109 167H110V166H109ZM109 167H108V169H109ZM122 167H123V166H122ZM122 167H121V168H122ZM162 167H163V166H162ZM164 167L161 168V166H160V169H162V170L164 169L163 171H165L166 169H165ZM217 167H218V168H217ZM230 167H231V169H230ZM238 167H239V168H238ZM253 167H254V168H253ZM84 168H85V167H84ZM86 168H87V167H86ZM125 168H126V167H125ZM127 168L130 169V170H129V172H130V180H129V179H125V178H124L123 180H129V181L131 182L132 179H135V178L137 179V175H138L139 173H136V171H132V170H134L135 168L132 169V168H129V166H128ZM127 168H126V169H127ZM140 168H138V169H140ZM153 168H155V167H153ZM153 168H152V169H153ZM157 168H158V167H157ZM157 168H156V169H157ZM221 168H222V166H221ZM126 169H124V170L121 169V170H122V173L126 172V173H127L126 177H128L129 172H128V169H127V171H126ZM131 169H132V170H131ZM146 169H147V168H146ZM160 169H159V170H160ZM179 169L181 170V167H180ZM179 169H178V171H179ZM211 169H212V170H211ZM218 169H219V170H218ZM92 170H93V168H92ZM98 170H100V169H98ZM103 170H101V171H103ZM106 170H107V169H106ZM106 170H105V172H106ZM112 170H113V169H111V171H112ZM116 170H117V169L113 170L112 172H114V171H116ZM121 170L119 169V171L117 170V172L119 173ZM143 170H144V169H143ZM147 170H148V169H147ZM159 170H157L156 173L154 172V171H156V170L152 171V174L155 173V174H157L158 176L161 177V175H159V174L162 173V171L160 170V171H161V172H160ZM167 170H168V169H167ZM169 170H171V169H169ZM182 170H184L183 167H182ZM185 170L183 171L184 173L186 172ZM230 170H231V173H230ZM61 171H62V170H61ZM70 171H72V170L65 171V173L62 171V175H61V173L55 175L56 172H55V173L53 172V173H51V177H53L54 179H52V178L50 177V175H49L48 177H47V176H46V177H43V176H44V175H43V176H41V178H40L41 180H40V179H38V178H39V176H38V178H37V180H36V183H35V180H33V182H34V183H32L33 186H32L31 183H30V182L32 181V179H31V180L29 179V180H30L29 183H30V185H31L30 187H34V184L37 185L38 187H40V186L42 185V187H40V189L38 188L39 191L42 189V190H41L42 192L40 191V192H41V193H40V192L38 191V192L36 193V192L34 191V192H33V195H34V196L31 195L32 193H29V191H30L31 189H30L29 187L26 188V185H28V184H25V190H22V191H23V192L25 191L26 194H27L28 196H25V197H22V198H24L23 201L26 202V203H27L26 200H29L28 203H30V206H29L28 203H27V204L24 203V202L22 201V198H19V199H21V200H20L21 202H19V201H18V198H17L16 200H17L19 203L15 200V201H16V202H15V205H17V203H18V206H19V208H20V211H21V209L23 208L22 206H24V208H26V207L28 206L26 209L23 208L24 211H25V210L29 211L30 209L28 210V208L32 207V205H33L32 210H36V209H34V207H37V210L34 211V212H36L35 214H38V213H39L38 215H36L37 218H36V217H32L31 214H29L27 218H22V219L20 218V216L24 217L23 215H24V214H27V213H26L27 211H26L25 213H24V211H22V212H18V211H19V208H18V206H17L18 210H16V207L14 206V203H13L14 201L11 202L12 204L10 203V201H11L13 198H16V197H17L16 194H15V192H17V191L14 192V189H13L12 186H14V187L16 186V185H15V184H16V181H17V186H18V183H19L18 181H20V180H17V179H16V181H15V179L12 178L13 181H14V185L12 184V186H10V185H11V183H13V182H9V180L12 181V179L7 180V181H8V184H10V185H9V187L6 186V187H8V188H6V189H10V188H11V191H10V190H8V191H10V192L13 194V198H12V196H11L12 199L10 198V196H9L10 199H8V197H6L7 200H9V203H8V201L6 200V202L8 203L7 205H9V207H7V205H5V204H3V205L5 206V208L2 207L3 210H2V208L0 207V208H1V209H0V212H3V214L0 213V215H1V217L4 216V217H3L4 219L2 218V220L5 221V222H7V223H5V222H3V221L1 220L4 224L7 225V226L5 225V227H8V229H10V228H9L10 226H8V225H9L8 221H9L10 224H11V223H13L12 221L15 219V220H16L15 223H16V222H17V223H16V225L13 223V225H15V228L12 227L13 225L11 224V225H12V226H11V227H12L11 229H12V230L17 229V231H18L19 228H17V226H19V227L25 228V229H24V231H25L26 228H27L26 226H28V224L30 225L31 222H32V220L35 219L34 221H35L36 223H37V222H38V223H37V225H35L36 223L33 221V224H31L32 227L34 226L35 228L38 229V227H40V225H43V226L45 225V228H46V224H44V222H45V223H47V229H45L44 227H43V229H45L46 232H48V233H47V237H44V236H43V233H44V232H42V233L39 232L40 235L43 236V237H42L43 239H45V238L47 239V240H42V239H41V236L38 237V236L36 235L35 237H33V235H35V232H36V229L33 228L34 230L31 231V237H30V238H26V240H28V241L30 240L31 242H32V241H33V242L30 243V244H28V243H25L26 240H25V242L23 241V244H24V243L26 244V247L23 248V244L20 242V240H23L25 237L30 236V232H29V235H28V234H25V237H23V239H20V238L18 239V237H20V236H18V235L20 234V232H19L18 235H15V232H16V231L12 233L11 230H10V231L8 232V231H7V230H8L7 228H5V229H7V230H5L4 228L1 227V226H3V224L0 222V223H1V225H0L1 228H0V229H4V230H5V234L3 233L4 231L1 232V233H3V237L6 236L5 238H7L8 235H10V234H12V235L14 234V236H15L14 238H12V236H11V237L9 236V237H8V241H7V240H5L4 238L1 237L2 234L0 235V237H1L0 239H2V240H0V241H1V243H0V253H4V252H5V254L7 253V255H10V256H9V257H10V263L13 261V264H14V262H15V264H16V262L18 261L17 264H19V263H20V260H21V263H24V261H25V263H26L27 261H26L24 258H26L25 254L28 255V253H30V250H28L29 248H30L32 251H33V248H34V251H35V249H36L37 254H38V253H39V252H38V249H39L38 246L46 244V245L42 246L43 248H42V247L40 248V249H42L43 251H41L38 255L36 254L37 256H36L35 254H33V255H35L36 257H35V256H30V257H34V259H33V260H29V261H31V262L33 261L32 263L29 262V261H28V262L31 263V264H35V262L37 261V259H38L39 257L45 256L46 254H48L49 252H51V251L54 249V247L56 246L57 243L59 244V242H62V241H64V240H66V238L69 239V238L72 236V233H73V231H74V227H72V226H74V222H75V220L78 219L79 217H82V216H83V217H94V216H96L97 214H99L100 212H101V213H106V214H108V213L112 214L113 212H115V211H117V210H119V209H120V210H125V209H126V210H130V211L133 212V213H135V212H136V213H142V212H147V211L151 210V209L149 208V206L145 205L144 203L142 204L141 199H140V201H139V197H138L136 194H134L132 197H130L131 194H133L135 191H137V189H140V190L143 189V188H140V187H144V186H141V185H142L144 182H146V179H147V178H146V175H148V174H145V173H144L145 176H142V177L145 178V180L141 178L144 182H143L142 180L137 181L138 179H137V180L135 179V181H137L138 183H139V182H141V183L143 182L141 185H140V184H137V183L133 180L134 185H135V183H136V185H137V186L139 185V186H138V188H137V186L135 185V187H136L137 189H136L133 193L128 194V196L130 195V196H129L130 199H132V198L135 196L133 199L136 200L137 197H138V205H139L140 207H141V205H145V206H143V207H141V208H140V207L137 208V207L135 206V205H137V201H136V202L134 201V202H135V203H134L135 205L132 203V206L130 205V206H131L130 208H129L128 206H126V205H125L126 207L123 208V206H121V205H124V204L122 203L123 200L121 201L122 204H121L120 202L118 203V201H115V202H114V199H110V200H109V196H110V195L112 196V195H113V194H112L113 192H108V190H105V191L108 192V193H105L104 189H102L103 191H101V189H99V187H98V189H99L101 192H104L106 196L103 197L101 192H100L101 195H100V193H99L98 196H96V194H94V196H96V197H95L94 201H92V202H95V203H94L95 205H93V203L91 204V200H93V197H94V196H93V193H90V194H92L93 197L91 196V198H88V197H90V196H88V195H90V194L87 195V194H85V192H84V190L86 189V186H90V184L88 185L89 182H87L88 180L90 181V178H91V177H90V174L87 175L89 178H87V177L85 178V176H84V174H83L85 170H84V169L82 170V172H83L82 175H83L84 177L81 175V171L77 170V172H80V175H79V173H75V172H74L75 174H74V176H73V180L71 181L72 176H70V175H72V174H69ZM73 171H74V170H73ZM73 171H72V172H73ZM75 171H76V170H75ZM87 171H89V170H87ZM94 171H95V172L97 171V169L95 170V167H94ZM101 171H100V172H101ZM123 171H124V172H123ZM140 171H141V170H140ZM140 171H139V172H140ZM144 171H146V170H144ZM175 171H176V170H175ZM178 171H177V173H178ZM212 171H213V172H212ZM239 171H240V172H239ZM257 171H259V172L261 171V173H262L263 176H260V177L257 176V175H260V174H258L259 172H257ZM59 172H60V171H59ZM66 172H67V174H68L67 176H68L69 178H68L66 175H64V174H66ZM72 172H70V173H72ZM95 172H94V173H91V170H90L89 173H91V174H92L91 176H93V175H95ZM97 172H99V171H97ZM100 172H99V173H100ZM108 172H109V171H108ZM131 172H133V173L135 172V175H136V176L133 177V175H134V174H133L132 177H131V174H132ZM137 172H138V170H137ZM149 172H150V171H149ZM149 172L147 171V173H149ZM153 172H154V173H153ZM183 172H182V173H183ZM197 172L203 173V177H202V176H201V177H196V175H193L194 173H195V174H198ZM220 172H218V173H220ZM99 173H96V175L98 174V177L101 176L102 173L104 174V171H103L100 175H99ZM114 173H115V172H114ZM114 173H112V174H113V175H116V177H117V175L120 176V175L122 174V173H120V174H114ZM167 173H168V172H167ZM171 173H173V172H171ZM205 173H206V174H205ZM223 173H222V174H223ZM76 174H78L79 176H78V175L76 176ZM107 174H108V173H107ZM107 174H106V175H107ZM110 174H111V173H110ZM112 174H111V175H112ZM141 174H142V173L140 172V175H141ZM152 174H151V175H152ZM164 174H165V172H164ZM169 174H170V173H168V175H169ZM185 174H186V173H185ZM185 174H184V175H185ZM204 174H205V175H204ZM4 175H5V174H4ZM7 175L10 176V174H7ZM60 175H61V176H60ZM96 175L94 176L95 178L92 177L91 179H94V181H95V179H97L98 182H99V179L96 178V177H97ZM106 175H105V176H106ZM108 175H109V174H108ZM108 175H107V176H108ZM124 175H125V173L122 174L121 177L124 176ZM165 175H166V174H165ZM174 175H175V174H174ZM174 175H173V176H174ZM179 175H181V171L179 172L178 175L174 176L173 180L176 179L175 177H178ZM184 175L182 174L183 178H184ZM198 175H199V174H198ZM198 175H197V176H198ZM201 175H202V174H201ZM232 175H233V176H232ZM16 176H18V175H15L14 177L16 178ZM62 176H63V177H62ZM64 176H65V177H64ZM80 176H81V178H80V179L78 178V179H79V180H78L77 177H80ZM105 176H104V178H106ZM148 176H150V175H148ZM170 176L173 177L172 174H171ZM182 176H181V177H182ZM194 176H195V177H194ZM204 176H205V177H204ZM216 176H218L219 178L216 177ZM254 176H255L256 178H255ZM12 177H13V176H12ZM22 177L24 178V180H23ZM31 177H32V176H31ZM60 177H61V178H60ZM74 177H75L78 181H81V179H84V178H85L84 181L82 180V182H83V183L86 182V185H84L85 183L83 184L82 182L79 183ZM82 177H83V178H82ZM108 177H109V176H108ZM108 177H107V178H108ZM110 177H113V176H110ZM110 177H109V180H111ZM116 177H115V179H116ZM124 177H125V176H124ZM138 177H139V176H138ZM155 177H157V176H155ZM155 177H154V179L151 177V179H153V181H151V180H150V181H151V182H154ZM160 177H159V179H161ZM166 177L169 179L168 176H165V178H166ZM185 177H186V176H185ZM193 177H194V178H193ZM247 177H249L251 181L248 180ZM262 177H263V178H262ZM2 178H3V177H2ZM33 178H35V177H33ZM48 178H49V180H48V183H47L46 181H47ZM100 178H101V177H100ZM119 178H120V177H119ZM122 178H123V177H122ZM131 178H132V179H131ZM162 178H163V174H162ZM167 178H166V179H167ZM178 178L180 179V176H179ZM183 178H182V179H183ZM192 178H193V179H192ZM198 178H199V179H198ZM215 178H216V179H215ZM239 178H242V179H244V180L247 182V187H246V189H245V190H246V194H245V196H243V198H242L241 195H240V193H239V201H240V204L242 205V204L244 203V204L247 205V213H248L249 209H250V211H251V214H250V217H249V221H247V222L250 223V225H249V231L247 232V233H248V236H249V242H248L247 245H244V246H241V245L239 244V242H238V239L240 238L241 233L243 232L244 226L241 225V227H240L239 229H236V226L238 225V223H237V221H235V222L232 224V226H231V231H230V233H229V238H225V233L222 231V227H221V219H220V218H221V212H219V211L213 209L212 206H211L212 200H214L215 202L219 203V199H220L221 197L225 196L226 193H228V192L231 190V188H232V186H233V182H234L233 180H236V179H239ZM5 179H6V178H5ZM20 179H21V181H25V177H24V176H21ZM44 179H46V181H45ZM50 179H51V180H50ZM68 179H70L69 182L67 181ZM149 179H150V177H149ZM156 179H158V177H157ZM168 179L166 180V184H167V185L165 186V187H167V188H168V185H170V182L168 183ZM191 179H192V180H191ZM222 179H223V180H222ZM27 180H28V177H27ZM29 180H28V181H29ZM53 180H54L55 183L52 182ZM101 180H102V178H101ZM117 180L120 181L121 179L119 180L118 177H117ZM147 180H148V179H147ZM164 180H165V179H164ZM170 180H171V178L169 179V181H170ZM176 180H177V179H176ZM176 180H175V182H178V181H176ZM180 180H181V179H180ZM183 180L186 181V180H187V177H186V179L184 178ZM220 180H221L222 182H221ZM1 181H3V179L0 180V183H1L0 186H2V182H1ZM21 181H20V182H21ZM40 181H41V183H42L41 185H40ZM49 181H50V182H49ZM70 181H71L72 183H73V182L76 183V181H77V184H78V186H79L81 189H80L79 187H76L77 184H76V185L73 184L74 186L72 185V187H71V184H72V183L70 184ZM92 181H93V180H91V182H92ZM104 181H108V180H107V179H106V180L103 179L102 181H100L101 186L105 185V184H104ZM111 181H114V180L112 179ZM111 181H109V184H111V183H110ZM115 181H116V180H115ZM150 181H147V182H146V183L148 184V186H149ZM155 181H156V180H155ZM161 181H163V180H160L159 183H161ZM171 181H172V180H171ZM227 181H228V182H227ZM232 181H233V182H232ZM38 182H39V184H38ZM60 182H61V183H60ZM63 182H64V183H63ZM65 182H68V183L70 184L69 187H70V189L72 188L71 190L74 189L73 191L67 189V190H69V191H67V194H66V190H65V189L68 187V184H67V183L65 184ZM91 182H90V183H91ZM96 182H97V181H96ZM96 182H95V183H96ZM116 182H117V181H116ZM120 182H122V181H120ZM126 182H128V181H126ZM126 182H125V183H126ZM148 182H149V183H148ZM157 182H158V181H156V183H157ZM175 182L173 181L172 184H174ZM6 183H7V182H6ZM6 183L4 182V184H6ZM22 183L24 184V182H22ZM22 183H19V184L21 185ZM26 183H27V181H26ZM44 183H47V184H44ZM49 183H51V184H49ZM52 183H53V184H52ZM58 183L62 184V186L65 185L64 190H63L62 187L59 188L61 185L58 184ZM105 183H106V185H107V182H105ZM118 183H119V182H117V184H118ZM125 183H124V184H125ZM131 183H132V182H131ZM146 183H144V185H145V188H146V191H147ZM156 183H155V184H156ZM182 183H184V182H182ZM221 183H222V184H221ZM56 184H57V185H56ZM97 184H99V183H97ZM97 184H96V185H97ZM100 184H99V185H100ZM109 184H108V188H109ZM120 184H122V183H120ZM132 184H133V183H132ZM151 184L154 185V183H151ZM151 184H150V186H152ZM172 184H171V185H172ZM179 184H180V182L174 184V185H175L174 188L178 187L177 185H179ZM20 185H19V186H20ZM44 185H45V186H44ZM48 185H53V186L56 185V187H53V188H54V189H53V188H49ZM58 185H59V187H57ZM66 185H67V186H66ZM96 185H95V186H96ZM106 185H105V186H106ZM127 185H128V184H127ZM127 185L125 184V186H127ZM134 185H131V188H132L133 190L135 189V188L132 187V186H134ZM156 185H157V187L159 186L158 184H156ZM171 185H170V187H171ZM194 185H195V186H194ZM19 186H18V187H19ZM37 186H36V188H37ZM46 186H47V187H46ZM92 186L95 187L94 185H92ZM125 186L123 185V190H125V189H124ZM128 186H130V183H129ZM128 186H127V187H128ZM179 186H181V184H180ZM190 186H191V189H189ZM3 187H4V185H3ZM3 187H1V188H3ZM18 187H15V188H18ZM22 187H23V185L21 186V188H22ZM50 187H51V186H50ZM73 187H74V188H73ZM82 187H83V189H82ZM110 187H111V186H110ZM113 187L115 188L114 185H113ZM113 187H111V188H113ZM172 187H173V185H172ZM172 187H171V189H173ZM181 187H182V186H181ZM183 187H182V188H183ZM195 187H196V188H195ZM58 188L61 189V190H58ZM76 188H77V189H76ZM84 188H85V189H84ZM95 188H96V189H95ZM95 188H94V189L97 190V187H95ZM100 188H101V187H100ZM103 188H104V187H103ZM108 188H106V189H108ZM125 188H126V187H125ZM153 188H156V187H153ZM158 188H160V187H158ZM4 189H5V188H4ZM75 189H76V190H75ZM79 189H80V190H83V191L80 192V194H79ZM91 189L94 191L93 188H91ZM91 189H90V190H91ZM128 189H129V188H128ZM148 189H149V188H148ZM180 189H181V188H180ZM180 189H179V190H180ZM253 189H255V192H256V193L253 192ZM16 190H18V189H16ZM28 190H29V191H28ZM32 190H35V188H32ZM62 190H63V192H62ZM90 190H89V191H90ZM92 190H91V191H92ZM109 190L112 191V189H109ZM152 190H153V189H152ZM152 190H150V191H152ZM157 190H158V189H157ZM167 190H168V189H167ZM202 190H203V191H202ZM20 191H21V190H20ZM20 191H19V192H20ZM60 191H61V192H60ZM86 191H87V189H86ZM89 191H87V192L89 193ZM97 191H98V190H97ZM130 191L132 192L131 189H130ZM144 191H145V189H144ZM144 191H143V192H144ZM168 191H169V190H168ZM197 191H198V192H197ZM0 192H1V190H0ZM5 192L7 193V191H5ZM5 192H4V193H5ZM23 192H21V194H22ZM30 192H32V191H30ZM54 192L57 193V194H55V196H54ZM69 192H73L72 195H71V194L68 195ZM83 192H84V193H83ZM87 192H86V193H87ZM147 192H148V191H147ZM152 192H153V191H152ZM163 192H162V193H163ZM178 192H179V191H178ZM195 192H197V193H195ZM212 192H214V194H213ZM2 193H3V192H2ZM28 193H29V194H28ZM34 193H36L39 197H42V198L48 197V199H47V198H46V200L42 199L43 202H45V203H42V204L40 205V203H41L42 200H41V198H40V200H39V197H38L36 194H34ZM43 193H44V194H43ZM47 193H49L50 196H49V195L47 196ZM81 193H82V194H81ZM95 193H96V191H95ZM97 193H98V192H97ZM123 193H124V191H123ZM138 193H139V191H138ZM138 193H137V194H138ZM148 193H149V192H148ZM156 193H157V191H156ZM159 193H161V191H160ZM190 193H194V194H193V197L191 196ZM199 193H200V194H199ZM8 194H10V193L8 192ZM12 194H10V195H12ZM17 194H18V193H17ZM21 194H20L19 196H21ZM26 194H25V195H26ZM39 194H40V195H39ZM41 194H43V196H42ZM58 194H59V195H58ZM63 194H65V195L63 196ZM84 194H85V196L83 197L84 199L81 200V197H82V195H84ZM141 194H142V192H141ZM157 194H158V193H157ZM168 194H170V192H169ZM0 195H1V194H0ZM5 195H6V194H5ZM22 195H24V194H22ZM57 195H58V199H57V197H56ZM66 195H67V198H64ZM79 195H80V196H79ZM124 195H125V194H124ZM126 195H127V194H126ZM143 195H145V194H143ZM147 195H148V194H147ZM150 195H152L153 198H156V197H154V196H156V194H155L154 192H153V194H150ZM150 195H148V197H149ZM178 195H177V196H178ZM195 195L197 196V199L195 198V197H196ZM261 195H262L263 197H261ZM2 196H3V195H2ZM6 196H7V195H6ZM86 196H87V200L91 199V200H89L90 202H88V203H90V204L86 203V201H87V200H86ZM128 196H126V197H128ZM136 196H137V197H136ZM140 196H142V195H140ZM157 196H158V195H157ZM159 196H158V197H159ZM165 196H170V198L168 199V197H165ZM185 196H186V195H185ZM194 196H195V197H194ZM3 197H4V196H3ZM35 197H37L38 200H37V198H35ZM49 197H51V200L47 202V200L50 199ZM52 197H53V198H52ZM76 197H77V198L79 197V199L77 200L78 203H77V201L75 200V199H77ZM97 197H98V198H97ZM101 197H102L103 200L101 199ZM105 197H106V198H105ZM150 197H151V196H150ZM4 198H5V197H4ZM4 198H3V199H4ZM6 198H5V199H6ZM96 198H97V200H98V199H99V200L97 201ZM107 198H108V200L106 201ZM111 198H112V197H111ZM124 198H125V197H124ZM140 198H142V197H140ZM144 198L147 199V197H144ZM144 198H143V200H144V202H145L146 200H145ZM192 198H193V199H192ZM211 198H212V199H211ZM261 198H263V199H261ZM25 199H26V200H25ZM100 199H101V200H100ZM125 199H126V198H125ZM133 199H132V200H133ZM158 199H159V198H158ZM162 199H163V200H162ZM164 199H165V200H164ZM167 199H168V200H167ZM202 199H203V200H202ZM206 199H207V200H206ZM248 199H249V200H248ZM257 199H258V200H257ZM259 199L262 200V201H261L262 203L259 201ZM13 200H14V199H13ZM53 200H54V201H53ZM74 200L76 201V203H75ZM148 200H149V198H148ZM150 200H151V199H150ZM154 200H156V199H154ZM176 200H177V201H176ZM190 200H191V201H190ZM197 200H198V201H197ZM0 201H1V200H0ZM3 201H4V203H5V200H3ZM3 201H1L0 205L2 204ZM51 201H53V203L57 202V204H56V203H55L56 205L53 204V207H52V204H51L52 202H51ZM65 201H66V202H65ZM96 201H97V202H96ZM105 201H106V202H105ZM124 201H125V204H126L127 201H128V199H126V200H124ZM158 201H159V200H158ZM171 201H172L173 203H174V202H177V204L174 203V206H173V203H172ZM195 201H196V202H195ZM39 202H40V203H39ZM73 202L75 203V204H74V209H73V206H72V205H73ZM80 202H81L83 205H85L86 208H85V206L82 207L83 205H82ZM107 202H108V203H107ZM129 202H130V201H129ZM132 202H133V201H132ZM146 202H147V201H146ZM146 202H145V203H146ZM189 202L192 203V204H190ZM206 202H207V204H206ZM22 203H24V204L21 205ZM46 203H47V204H46ZM48 203H49L50 205H49ZM65 203H66V204H65ZM103 203H106L105 205H107V206H104ZM117 203H118V205H117ZM140 203H141V205H140ZM148 203H149V201L147 202V204H148ZM152 203H153V202H152ZM155 203L157 204L158 202H155ZM155 203H154V204H155ZM169 203H170V204H169ZM178 203H179V204H178ZM188 203H189V204H188ZM59 204H60V205H59ZM76 204H77V207H76ZM80 204H81L82 206H81ZM110 204H111V205H110ZM120 204H121V205H120ZM186 204H187V205H186ZM199 204H200V205H199ZM260 204L263 205V206L260 207V209H259V206H261ZM3 205H1V206H3ZM25 205H27V206H25ZM39 205H40V206H39ZM42 205H43V206H42ZM45 205H47V206L45 207ZM57 205H58V206H57ZM63 205H66V206H63ZM108 205H109V206H108ZM133 205H134V206H133ZM138 205H137V206H138ZM157 205H159V204H157ZM168 205H169L170 207H171V205H172V207L170 208ZM179 205H180V206H179ZM185 205H186V206H185ZM188 205H189V206H188ZM49 206H50L51 208H50V209H47V208H49ZM55 206H56V208H54ZM61 206H62V207H61ZM79 206L82 207L81 209H82L83 211L80 209ZM93 206H94V207H93ZM161 206H162V205H161ZM190 206H191V207H190ZM6 207H7L8 209H7ZM21 207H22V208H21ZM44 207H45V211H46V209H47L46 212L44 211ZM57 207H58V208H57ZM65 207L67 208V210H66ZM75 207H76V208H75ZM78 207H79V208H78ZM92 207H93V208H92ZM105 207H107V208H105ZM127 207H128V208H127ZM135 207H136V208H135ZM159 207H160V208H159ZM179 207H182V208H179ZM185 207H187L188 209H186ZM197 207H198V208H197ZM59 208H60V209H59ZM61 208H62V212H61ZM77 208H78V209H77ZM139 208H140V210H139ZM143 208H144V210H143ZM145 208H146V209H145ZM163 208H165V209L163 210ZM184 208H185V209H184ZM190 208H191V209H190ZM53 209H54V213H55V214L53 213ZM55 209H59V210H57V211H58V214H56L57 211H56ZM75 209L78 210V211H76ZM148 209H149V210H148ZM196 209H197V210H196ZM209 209H208V210H209ZM257 209H259L260 212H258V214H255L256 216L253 217L254 212H256ZM32 210H30V212H31ZM39 210L41 211V213H42V212H43V213H47V214H46V217H47V218L49 217V219L51 218V219H52V222H50L51 220L49 221L48 219H46V217H44L43 215H40L41 213H40ZM42 210H43V211H42ZM49 210H50V211H49ZM73 210H74V211H73ZM79 210H80V211H79ZM102 210H103V211H102ZM166 210H165V211H166ZM184 210H185V211H184ZM188 210H190L191 212L188 211ZM9 211H10V212H9ZM16 211L19 213V215H18L17 218H15V216H17ZM51 211H52V212H51ZM65 211H68V212H66L67 215H66ZM75 211H76V212H75ZM195 211L193 210V212H195ZM257 211H258V210H257ZM37 212H38V213H37ZM50 212H51V213H50ZM59 212H61V213H59ZM72 212H73V213H72ZM150 212L153 213V211H149V212H147V213H150ZM189 212H190L191 214H190ZM20 213H22V215H21ZM23 213H24V214H23ZM31 213H32V215H33V212H31ZM62 213H63V215H62ZM78 213H79V214H78ZM186 213H187V215H186ZM197 213H198V212H197ZM217 213H219V214H218L219 216L217 215ZM247 213H246V215H247ZM256 213H257V212H256ZM259 213H262L261 218H260L261 220H258V219H257V218H258L257 216H258V215L260 216ZM50 214H51V215H50ZM52 214H54V215H52ZM60 214H61L62 216H61ZM189 214H190V215H189ZM209 214H212V213L209 211ZM44 215H45V214H44ZM55 215H56V216H55ZM185 215H186L187 217H186ZM193 215L195 216L196 214H193ZM29 216H30V217H29ZM39 216H42V217L38 218ZM51 216H52V217H51ZM59 216H60V218H61L62 220L64 219L63 221H64L65 224L62 223L63 221L59 220V219H60ZM197 216H198V214H197ZM199 216H200V214H199ZM206 216H207V215H206ZM208 216L210 217V215H208ZM208 216H207V217H208ZM212 216H213V215H211V217H212ZM234 216H236V215L234 214ZM234 216H233V217H234ZM1 217H0V218H1ZM25 217H26V216H25ZM31 217H32V218H31ZM53 217H54V220H53ZM62 217H63V218H62ZM64 217H65V218L67 217V218H66V221H67V222L65 221V218H64ZM239 217H240V216H239ZM18 218H19V219H18ZM30 218H31V219H30ZM56 218H58V220H57ZM254 218H256V219L254 220ZM17 219H18V221H17ZM20 219H21V221H20ZM23 219H26V221H25V220L23 221ZM37 219H38V220L41 219V220H39V221H41V222L39 223V221H36ZM207 219H208V218H207ZM262 219H263V220H262ZM6 220H7V221H6ZM29 220H31L30 223H29ZM212 220H215V221L212 222ZM238 220H240V219H238ZM46 221H47V222H46ZM48 221H49L50 223H49ZM200 221H201L202 223H201ZM256 221H257V222H256ZM260 221H262L263 224H262V222L260 223ZM20 222H21V223H22V222L25 223L26 226L24 225L25 227H23V225H19L18 223H20ZM59 222H61V223H59ZM199 222H200V223H199ZM209 222H210V223H209ZM255 222H256V224H257V229H256V227L253 226V224H255ZM21 223H20V224H21ZM42 223H43V224H42ZM50 224H51V225H50ZM59 224H60V225H59ZM62 224H63V225H62ZM197 224H199V225H197ZM55 225H56V226H55ZM70 225H71V226H70ZM233 225H234L235 227H234ZM52 226H53V227H52ZM54 226H55V227H54ZM3 227H4V226H3ZM49 227H50V228H49ZM200 227H201V226H200ZM200 227L198 228L199 230H200ZM213 227H215V228H213ZM217 227H219V228H217ZM30 228H31V227H30ZM52 228H55V229L53 230ZM62 228H63V229H62ZM202 228H203V227H202ZM202 228H201V229H202ZM216 228H217V229H216ZM20 229H21V228H20ZM39 229H41V228H39ZM39 229H38V230H39ZM56 229H58V230L55 232ZM22 230H23V229H21V232L23 233L24 231H22ZM27 230H29V229H27ZM38 230H37V231H38ZM49 230H50V231H49ZM61 230H64V231H61ZM71 230H73V231H71ZM199 230H198V231H199ZM255 230H256V231H255ZM0 231H2V230H0ZM6 231H7V232H6ZM69 231H70V232H69ZM10 232H11V233H10ZM25 232H27V231H25ZM32 232H33L34 234H33ZM64 232H66V233H64ZM202 232H203L204 234H205V233H208V232H207V229H203ZM202 232H198V233H200V237H201V235H203ZM215 232H216V233H215ZM263 232H262V235H261V236H262L263 239H264V235H263L264 233H263ZM6 233H8V235H6ZM16 233H17V232H16ZM53 233H54V235H52ZM68 233H69L70 235H69ZM209 233H208V234H209ZM32 234H33V235H32ZM49 234H51V235L49 236ZM64 234H65V235H64ZM218 234H219V235H218ZM20 235H22V234H20ZM38 235H39V234H38ZM44 235L46 236V233H44ZM63 235H64V236H63ZM206 235H207V234H206ZM206 235H205V236H206ZM259 235H260V234H259ZM16 236H18V237H16ZM23 236H24V234H23ZM203 236H204V235H203ZM62 237H63V238H62ZM259 237H260V236H259ZM262 237H261V238H262ZM15 238H16V239H15ZM21 238H22V236H21ZM33 238H35L36 240H34ZM52 238H53L52 243H55V244L49 243V241L52 240ZM198 238H199V234H198ZM9 239H11V240L13 239L12 241H13V243H14V242H15V243L13 244V243L11 242V240H9ZM55 239H56V242H54ZM200 239H199V240H200ZM263 239H262V240H263ZM3 240H4L5 242H4ZM15 240H16V241H15ZM37 240H39V241H37ZM191 240H195V239H193V237H192V238L190 239V241H191ZM262 240H261V241H262ZM30 241H29V242H30ZM46 241H47V242H46ZM205 241H207V242H205ZM259 241H260V240H259ZM2 242H4V244H2ZM10 242H11L12 244H10ZM18 242H19V243H18ZM37 242H38L40 245H39ZM191 242H193V241H191ZM257 242L260 243L262 247H261ZM6 243H7V244H6ZM20 243H21V246H20ZM36 243L38 244V246H37L38 248L35 247V246L37 245ZM214 243H215V244H214ZM262 243H264V242H262ZM16 244H17V246H19V247H21V248L18 249V247L15 246ZM18 244H19V245H18ZM25 244H24V245H25ZM27 244L29 245V247H27ZM35 244H36V245H35ZM58 244H57V245H58ZM257 244H258V245H257ZM1 245H3V246H1ZM30 245H31V246H30ZM5 246H6V247H5ZM8 246H9V247H8ZM12 246H13V248H12ZM257 246H258V247H257ZM2 247H3V249H2ZM4 247H5V249H4ZM260 247H261V248H260ZM8 248H12V249L14 250V252H13V254H15L14 256H13V254H12V257H11V254H10V253L12 252V249H8ZM15 248H17L19 251L21 250L20 252H22V250L25 251L24 249L27 248L26 253H25V252H22V253H21V254H23V255H21L22 257L19 258V260H17V261H15V260H16L15 258L17 257L18 254H20V252L18 251V253H17V250H16ZM233 248H234V249H233ZM235 248L237 249V251H241V253H240V252L236 253V251L234 252ZM257 248H258V249H257ZM232 249H233V251H232ZM1 250H2L3 252H2ZM5 250H6V251H5ZM10 250H11V252H10ZM242 250H243V251H242ZM7 251H8V252H7ZM39 251H40V250H39ZM46 251H47V252H46ZM9 252H10V253H9ZM231 252H232V254H231ZM24 253H25V254H24ZM31 253H34V252H31ZM235 253H236V254H235ZM239 253H240V254H239ZM258 253H259V254H258ZM5 254L2 255V256H5L4 258H6V256H7V255H5ZM16 254H17V255H16ZM0 255H1V254H0ZM2 256H0V257H1V259H0V263H1V264H4V263H5V264H10V263H9V260H6V259H3V260H2ZM15 256H16V257H15ZM18 256H19V255H18ZM24 256H25V257H24ZM258 256H259V258H258ZM23 257H24V258H23ZM28 257H29V256H28ZM13 258H14L15 260H14ZM22 258L24 259L23 262H22ZM7 259H9V258L7 257ZM12 259H13V260H12ZM26 259H27V258H26ZM28 259H29V258H28ZM31 259H32V258H31ZM256 259H257V261H256ZM209 260L214 261V262H212V264H220V263H222V262H219L220 259H217V257H215V260H214V258H213V259L209 258ZM203 261H204V260H201L200 258H197V260L194 259V260L190 261L189 263L186 262V264H202ZM207 261H208V260H207ZM260 261H261V262H260ZM3 262H4V263H3ZM193 262H195V263H193ZM198 262H200V263H198ZM215 262H216V263H215ZM21 263H20V264H21ZM29 263H28V264H29ZM259 263H258V264H259ZM11 264H12V263H11ZM26 264H27V263H26ZM176 264H185V262H180V263H176ZM223 264H224V263H223Z\"/></svg>",
	"mask_w": 264,
	"mask_h": 264
},
{
	"label": "crops",
	"instance_id": "obj_3",
	"mask_svg": "<svg viewBox=\"0 0 264 264\" xmlns=\"http://www.w3.org/2000/svg\"><path fill=\"white\" fill-rule=\"evenodd\" d=\"M247 178H248V180H250L249 177H247ZM211 206H212L213 209L221 212V218L220 219H221L222 231L225 233V238H229V233L231 231L232 224L235 221H237L238 219H240V217L236 215V216L232 217L231 219H227L224 214L228 211L227 210L228 208L226 206H224V205H220L219 203L215 202L214 200H212ZM250 214H251V211L249 209L246 217L243 218V221H249ZM245 231L248 232L249 229H245Z\"/></svg>",
	"mask_w": 264,
	"mask_h": 264
},
{
	"label": "snow or ice",
	"instance_id": "obj_4",
	"mask_svg": "<svg viewBox=\"0 0 264 264\" xmlns=\"http://www.w3.org/2000/svg\"><path fill=\"white\" fill-rule=\"evenodd\" d=\"M7 7V6H6Z\"/></svg>",
	"mask_w": 264,
	"mask_h": 264
}]
</instances>
